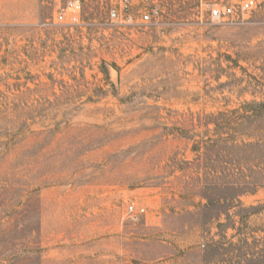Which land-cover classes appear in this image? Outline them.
Listing matches in <instances>:
<instances>
[{
	"label": "rangeland",
	"instance_id": "374dc122",
	"mask_svg": "<svg viewBox=\"0 0 264 264\" xmlns=\"http://www.w3.org/2000/svg\"><path fill=\"white\" fill-rule=\"evenodd\" d=\"M160 8L124 42L0 0V264H264V16Z\"/></svg>",
	"mask_w": 264,
	"mask_h": 264
},
{
	"label": "built area",
	"instance_id": "2783aa9c",
	"mask_svg": "<svg viewBox=\"0 0 264 264\" xmlns=\"http://www.w3.org/2000/svg\"><path fill=\"white\" fill-rule=\"evenodd\" d=\"M200 18L210 24L243 21L254 15L264 16V0H198ZM163 0H42L50 10L46 22L55 26L79 29L88 26L116 29L124 41L146 26L159 25ZM127 216L137 223L146 209L136 203L127 206Z\"/></svg>",
	"mask_w": 264,
	"mask_h": 264
}]
</instances>
